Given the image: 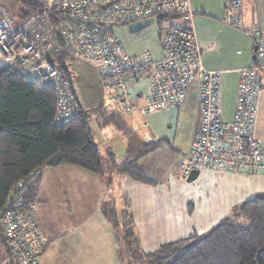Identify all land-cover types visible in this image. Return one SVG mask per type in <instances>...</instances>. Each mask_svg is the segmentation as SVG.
I'll use <instances>...</instances> for the list:
<instances>
[{
	"label": "crops",
	"instance_id": "crops-1",
	"mask_svg": "<svg viewBox=\"0 0 264 264\" xmlns=\"http://www.w3.org/2000/svg\"><path fill=\"white\" fill-rule=\"evenodd\" d=\"M227 1L190 0V7L201 65L206 70L221 72V119L230 122L236 109L240 70L253 63L254 39L250 27L256 24L264 28V0H240L241 28L222 22ZM175 21L177 18H172L167 26ZM161 54L162 50L157 57ZM80 62L78 70L86 68L85 82L98 96L96 103L83 109L100 107L110 117L105 125L94 115L89 117L103 170L97 174L67 164H48L42 168L34 196L35 219L46 239L42 264H122L117 252L120 226L113 225L108 211L115 212L119 225L127 219L131 222L141 253H149L164 243L206 234L229 216L237 204L264 194V173L200 171L191 182L179 179L181 164L194 145L199 126L197 80L189 85L179 106L151 113L144 110L146 81L139 80L128 99L133 108L127 112L105 100L97 65ZM76 82L79 88V79ZM73 89L77 96V88ZM256 107L253 136L264 141V69L259 74ZM113 139L116 144H111ZM149 142L155 146L137 159L139 170L149 182L120 173L117 167L127 149L139 150ZM211 174L233 184L232 196L202 210L197 207L198 199L189 198L188 190L201 176L204 180L214 177ZM182 190L180 197L178 192ZM239 191L241 200L237 202Z\"/></svg>",
	"mask_w": 264,
	"mask_h": 264
},
{
	"label": "built area",
	"instance_id": "built-area-1",
	"mask_svg": "<svg viewBox=\"0 0 264 264\" xmlns=\"http://www.w3.org/2000/svg\"><path fill=\"white\" fill-rule=\"evenodd\" d=\"M42 8L16 25L0 6V73L46 81L55 95V121L67 123L78 113L72 82L58 62L97 65L107 103L131 111L134 83L146 81V113L179 106L189 85L199 83L200 120L193 147L183 160L179 179L189 172L264 173V141L253 136L259 74L264 69V28L253 24V63L240 70L233 120L221 119V72L201 65L190 0H40ZM240 0L225 3L222 22L241 28ZM148 17L177 18L159 34L162 54L127 55L112 27ZM60 61V60H59ZM61 62V61H60ZM42 168L30 171L9 189L0 206V264H42L45 248L35 219L37 204L25 198Z\"/></svg>",
	"mask_w": 264,
	"mask_h": 264
},
{
	"label": "trees",
	"instance_id": "trees-1",
	"mask_svg": "<svg viewBox=\"0 0 264 264\" xmlns=\"http://www.w3.org/2000/svg\"><path fill=\"white\" fill-rule=\"evenodd\" d=\"M18 3L24 10V18L42 8L40 0ZM59 60L61 71L71 77L73 61L66 62L64 56ZM75 99L79 105L77 115L67 123H57L54 91L46 81L26 78L15 70L0 73V206L18 179L48 164L102 172L101 155L90 130L89 117L94 115L103 125L110 117L100 107L84 110L76 93ZM154 146L155 143L149 142L139 150L129 147L118 171L137 181L149 182L139 170L137 159ZM38 179L39 175L25 192L29 201H35ZM107 214L115 227L120 226L117 252L122 264H138L142 257L149 258L147 264H264V194L237 205L206 234L179 238L149 253H141L128 219L119 225L115 212Z\"/></svg>",
	"mask_w": 264,
	"mask_h": 264
},
{
	"label": "rangeland",
	"instance_id": "rangeland-1",
	"mask_svg": "<svg viewBox=\"0 0 264 264\" xmlns=\"http://www.w3.org/2000/svg\"><path fill=\"white\" fill-rule=\"evenodd\" d=\"M19 0H0V6H3L10 14L16 25H20L24 20V10L21 9L18 3ZM169 20H161L157 17H148L142 20L133 21L126 24H117L112 27L113 35L118 39L127 55H140L145 52H149L154 56L160 54L161 45L159 42V34L163 29L167 27ZM194 23V20H193ZM80 61H75L71 64V77L73 86L77 88V96L81 107L83 108L87 104L96 103L98 96L95 93V89L88 85L86 81L87 71L86 68L78 70L77 65ZM96 64V63H95ZM94 64V65H95ZM97 69V68H96ZM77 76L80 81V87L78 88L77 82L73 80ZM29 78H34L32 75ZM135 84V83H134ZM93 128L95 126L94 121L91 122ZM167 132L168 130L165 129ZM115 139L111 140V144H116ZM214 177L199 178L188 190L189 198L193 200L198 199V206L200 209L205 210L204 207H210L216 203H223L231 198L232 183L223 181L217 175L211 174ZM223 181V182H222ZM184 191H179L181 195ZM237 202L241 200L240 191L237 194ZM239 206V204H237ZM121 224V223H120ZM121 231L119 232V234ZM149 258L142 257L137 261L138 264H147Z\"/></svg>",
	"mask_w": 264,
	"mask_h": 264
},
{
	"label": "water",
	"instance_id": "water-1",
	"mask_svg": "<svg viewBox=\"0 0 264 264\" xmlns=\"http://www.w3.org/2000/svg\"><path fill=\"white\" fill-rule=\"evenodd\" d=\"M254 49H255V47H254ZM199 173L200 172L197 169L191 170L189 172L187 178H186V182H191V181L195 180L198 177Z\"/></svg>",
	"mask_w": 264,
	"mask_h": 264
}]
</instances>
